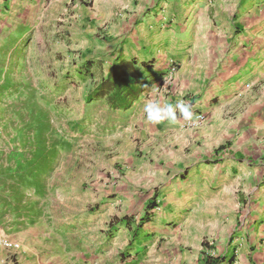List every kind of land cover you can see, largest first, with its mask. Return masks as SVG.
Masks as SVG:
<instances>
[{"label":"crops","instance_id":"0c3cea01","mask_svg":"<svg viewBox=\"0 0 264 264\" xmlns=\"http://www.w3.org/2000/svg\"><path fill=\"white\" fill-rule=\"evenodd\" d=\"M64 1V38L56 43L70 64L79 61L77 76L94 84L91 92L122 60L134 62L136 85L144 86L125 108L90 99L117 117L115 150L120 130L127 135L115 186L134 191L142 183L153 191L144 204L156 198L163 213L147 223L188 208L196 219H185L183 229L225 219L231 231L210 254L232 255L230 264H264V7L251 0H219V9L215 0ZM39 2L0 0V43H27L22 38L38 25ZM148 99H183L205 121L197 128L183 119L150 124L143 113ZM13 238L21 249L0 247V264H44L20 232ZM102 242L95 240L94 249Z\"/></svg>","mask_w":264,"mask_h":264},{"label":"rangeland","instance_id":"374dc122","mask_svg":"<svg viewBox=\"0 0 264 264\" xmlns=\"http://www.w3.org/2000/svg\"><path fill=\"white\" fill-rule=\"evenodd\" d=\"M66 6L40 0L27 43H0V226L20 232L44 264H197L199 241L205 255L231 229L225 219L183 229L196 219L191 208L138 226L153 191L115 186L127 135L120 130L115 150L117 117L101 100L90 102L94 84L77 76L79 61L70 64L56 43ZM162 213V204L152 211Z\"/></svg>","mask_w":264,"mask_h":264},{"label":"trees","instance_id":"16d2710c","mask_svg":"<svg viewBox=\"0 0 264 264\" xmlns=\"http://www.w3.org/2000/svg\"><path fill=\"white\" fill-rule=\"evenodd\" d=\"M139 73L134 69L133 61H119L113 64L111 72L103 79L89 95L90 99L103 98L111 108H125L139 95L143 85L138 86L137 78ZM156 204V198L146 204L145 210L138 218L137 224L143 226L151 219L152 209ZM125 224L130 222L125 220ZM203 246L205 242L201 243ZM227 258L228 263L232 260V255L224 257L221 255H211L210 252L202 255L201 264H221Z\"/></svg>","mask_w":264,"mask_h":264},{"label":"clouds","instance_id":"9594fccd","mask_svg":"<svg viewBox=\"0 0 264 264\" xmlns=\"http://www.w3.org/2000/svg\"><path fill=\"white\" fill-rule=\"evenodd\" d=\"M156 91V89H152L153 93ZM143 113L146 121L153 125L165 121L176 123L180 119L188 121L194 118L191 104L183 99H178L175 103L167 102L164 104L148 99L143 105Z\"/></svg>","mask_w":264,"mask_h":264},{"label":"built area","instance_id":"2783aa9c","mask_svg":"<svg viewBox=\"0 0 264 264\" xmlns=\"http://www.w3.org/2000/svg\"><path fill=\"white\" fill-rule=\"evenodd\" d=\"M169 69L174 70L176 67V61L174 59H169L168 61ZM194 118L192 120H184V125L189 128L200 127L205 121V115L201 112L194 111ZM160 208V203L156 199V204L152 211H156ZM0 247L10 250L13 252L19 251L21 249V243L19 240L13 238L8 231L0 226Z\"/></svg>","mask_w":264,"mask_h":264}]
</instances>
